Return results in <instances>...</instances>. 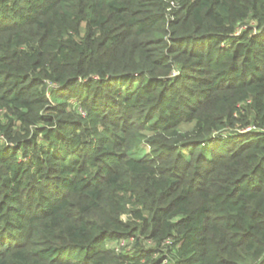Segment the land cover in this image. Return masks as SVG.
I'll return each instance as SVG.
<instances>
[{"label":"trees","instance_id":"trees-1","mask_svg":"<svg viewBox=\"0 0 264 264\" xmlns=\"http://www.w3.org/2000/svg\"><path fill=\"white\" fill-rule=\"evenodd\" d=\"M0 264H264V0H0Z\"/></svg>","mask_w":264,"mask_h":264},{"label":"rangeland","instance_id":"rangeland-1","mask_svg":"<svg viewBox=\"0 0 264 264\" xmlns=\"http://www.w3.org/2000/svg\"><path fill=\"white\" fill-rule=\"evenodd\" d=\"M69 102H70L69 104L72 105V104L74 103V100L72 99V100H70ZM148 152H149L148 148H147L145 145H142V147L140 148L139 151H137L136 153H133V154H131V155H132L133 157H135V158H140V157H142V156L148 154ZM122 219H123V220H129V219H130L129 214H127V213L124 214V215L122 216Z\"/></svg>","mask_w":264,"mask_h":264}]
</instances>
